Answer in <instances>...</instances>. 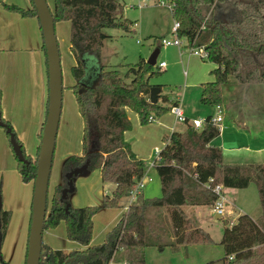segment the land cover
Masks as SVG:
<instances>
[{
    "label": "trees",
    "instance_id": "trees-1",
    "mask_svg": "<svg viewBox=\"0 0 264 264\" xmlns=\"http://www.w3.org/2000/svg\"><path fill=\"white\" fill-rule=\"evenodd\" d=\"M167 2L173 19L179 22L177 36L184 38L189 46H203L207 52L205 59L215 64L211 70L214 79L202 83V104L220 105L221 89L231 80L264 84V0ZM7 7L24 16L37 17L33 3L28 10L14 5ZM51 13L54 23L70 22L69 48L75 59L71 66L75 83L71 88L83 121V135L82 152L64 158L60 181L54 185L51 196H47L44 229L55 228L64 221L67 238L81 247L69 251L54 249L42 241L39 264H145L146 247L162 250L168 246L178 251L189 245L212 244L210 234L183 207L212 206L217 199L215 184L223 188H245L254 182L264 208V163H224L222 149L211 144L220 128L210 121V115L200 128L185 121L184 130L165 136V144L154 159L161 196L138 198L107 231L104 241L92 244L91 216L97 208L70 205L74 178L98 169L103 183L115 185L110 195L104 194L103 206H119L146 168L124 138L131 129L127 109L136 111L140 123L147 124L150 116L160 117L177 102L164 99L163 103L169 105L166 106L149 101V78L156 73V63L149 65L141 59L129 65L122 75L118 68H107L100 62V48L110 37L104 29L130 31L134 24L123 16V6L118 0H55ZM85 54L98 61L96 68L90 65L94 69L91 80L86 79ZM1 100L0 89V128L10 140L22 180L34 182L40 142L36 156L26 153L12 123L3 117ZM42 129L43 125L40 138ZM14 144L20 147V155L14 152ZM64 188L71 191L62 198ZM163 210L166 216L162 215ZM9 220L10 212L2 209V239ZM229 224L219 240L223 249L221 264H264L263 227L248 214H240ZM0 264H7L1 254Z\"/></svg>",
    "mask_w": 264,
    "mask_h": 264
},
{
    "label": "rangeland",
    "instance_id": "rangeland-1",
    "mask_svg": "<svg viewBox=\"0 0 264 264\" xmlns=\"http://www.w3.org/2000/svg\"><path fill=\"white\" fill-rule=\"evenodd\" d=\"M14 1L21 6H28L30 3V0ZM14 1L7 0L6 3ZM118 1L123 6V16L135 25L133 24L130 31L117 28L104 29L110 37L103 41L100 48V62L107 68H118L124 75L129 65H134L141 59L146 60L153 49L159 47L160 50L156 57V73L149 78L151 86L161 88L159 95L161 99L158 103L163 104L164 99L178 100L181 109L191 112V118L199 119L205 114H215L214 106L203 105L200 102L202 83L214 79L211 70L215 64L205 57L201 58L192 54V48L186 40L173 34L174 19L167 0ZM54 2L55 0H46L51 11H53ZM54 30L60 54L62 106L49 177V197L54 185L60 181L64 158L82 152L83 135V121L71 88L75 83L71 73V66L75 59L69 48L70 22L68 20L55 21ZM163 38H178L181 44L178 47L162 45L161 39ZM89 55L85 54L84 59L85 57L91 58ZM160 61H164L166 65L158 67ZM90 65L91 63L88 62L87 67L90 68ZM245 85L247 84H243L241 92L234 95L230 107L231 112L235 117L240 110L242 118L249 119L250 124L256 125L258 118L264 117V85ZM224 88L225 86L221 89L220 106L223 103L222 90ZM163 105L169 106L166 103ZM231 112L221 113L225 119L218 124L219 127L233 125L232 118L229 116ZM126 113L131 129L125 132L124 138L130 143L133 152L145 162L144 174L151 178L144 184L139 195L144 198L159 197L162 193L161 184L153 160L156 158V153L163 148L165 136L172 131L184 130L185 123L176 120L170 110L147 124L140 123L136 111L127 109ZM74 185L75 190L69 194V203L74 208L84 206L97 208L91 216V243L100 244L104 241L107 231L125 213L123 207L128 204L127 198H122L119 206H103L104 194L110 195L115 185L111 182L103 183L98 169L79 174L74 178ZM0 190L2 209L10 212V220L1 241V258L7 264H25L33 182L22 180L10 140L2 128H0ZM223 197L232 203L230 202L227 206L225 202V211L221 217L215 218L212 206L211 209L206 206L205 213L197 219L199 225L209 232L214 243L191 245L188 256L182 253L177 254V251H173L168 246L162 250L151 246L146 247L144 249L145 264H203L204 262H207L205 264L208 262L209 264H221L219 259L223 256V249L219 240L223 229L229 226V223L240 214H248L264 228V208L260 204L256 183L251 182L245 188H224ZM188 207L191 205H184L185 210H189ZM162 215L166 216L164 210ZM51 230L48 233L44 231L43 240L50 242L52 248L69 251L81 247L77 242L67 238L64 221ZM200 248L204 249L203 254L199 252ZM192 252L195 253L191 254Z\"/></svg>",
    "mask_w": 264,
    "mask_h": 264
},
{
    "label": "crops",
    "instance_id": "crops-1",
    "mask_svg": "<svg viewBox=\"0 0 264 264\" xmlns=\"http://www.w3.org/2000/svg\"><path fill=\"white\" fill-rule=\"evenodd\" d=\"M6 2L7 0H0L1 109L3 117L12 123L26 153L31 156H36L37 147L40 142L41 128L46 117L48 101V73L43 35L36 16H24L18 11L7 7L14 5L28 10L32 8L31 0L28 6H21L15 1L11 3ZM85 58L87 59V63H91L92 66L96 68V62L98 63V61H96L95 58ZM93 72L94 69L92 67L91 69L88 67L86 68L87 80H91V77L94 76ZM254 85L260 86L264 84ZM224 86L225 88L222 90L223 103L222 106H220L221 113L223 111L230 113L232 111L230 107L233 103V97L235 94L241 92L243 84L232 80V82ZM245 86H248V84ZM170 101L177 102V105L181 107L178 100ZM182 112L189 122L193 119H198L191 118V112L186 109H182ZM210 115L212 116L214 114H205V116L201 118ZM229 116L232 118L233 125L228 124L227 126L219 127V135L211 141V144L222 149L223 162L227 164L264 163V117H259L258 123L254 125L249 123V119L241 117L240 110L235 117L233 113L231 115L229 114ZM239 118H241V120ZM224 119L225 118L222 117L219 124H221ZM140 197L142 196L139 195L138 198ZM230 202L231 201L226 199L227 206ZM205 207V205H191V207H188L189 210L184 209V211L189 217L194 218L199 225L197 219L205 213ZM209 207L211 209V206ZM127 208L128 204L123 207L125 212ZM215 218H219V216L215 214ZM44 231L48 233L52 230L44 229L43 233ZM43 233L42 241L44 242ZM49 241L52 240L49 239ZM44 243L49 246L51 244L47 241ZM190 247L191 245L186 248L180 247L177 254L182 253L186 256ZM199 252L203 254L204 249L200 248ZM193 253L195 252L191 254ZM180 257L179 259L181 261ZM205 263L207 262L203 264Z\"/></svg>",
    "mask_w": 264,
    "mask_h": 264
},
{
    "label": "water",
    "instance_id": "water-1",
    "mask_svg": "<svg viewBox=\"0 0 264 264\" xmlns=\"http://www.w3.org/2000/svg\"><path fill=\"white\" fill-rule=\"evenodd\" d=\"M31 1L35 7L37 19L42 30L48 73V104L40 138L36 174L33 182L31 219L25 261V264H39L42 233L44 230V219L47 206L49 177L62 106V74L58 43L54 30L55 23L51 10L47 5L46 0ZM158 53L159 48H154L149 57L146 59V62L149 65H155ZM160 91L161 88L159 86L150 87L149 101L151 103H156L158 101ZM13 150L17 155L21 154V149L16 144L13 145ZM92 150L96 151L97 149L93 148ZM70 191V188H64L62 190L61 197L64 198ZM1 210L2 198L0 194V211ZM1 241L2 234L0 222V247Z\"/></svg>",
    "mask_w": 264,
    "mask_h": 264
},
{
    "label": "built area",
    "instance_id": "built-area-1",
    "mask_svg": "<svg viewBox=\"0 0 264 264\" xmlns=\"http://www.w3.org/2000/svg\"><path fill=\"white\" fill-rule=\"evenodd\" d=\"M167 4L170 7L171 10V5L167 2ZM179 27V22L174 20V24L172 26V30H173V34H176L177 29ZM177 35V34H176ZM161 43L162 45H174V46H180L181 41L177 38L175 39H166L163 38L161 39ZM192 50V54L198 55L201 58L207 57V52L204 50L203 46H191ZM159 67H163L165 66V62L161 61L158 63ZM216 112L214 115L211 116L210 121L212 123H216L219 124V122L222 119V115H221V107L220 105H216L215 106ZM170 111L173 113V115L175 116L176 120L181 121V122H185L187 121V118L185 117L184 113L182 112V109L180 108L179 105H172L170 107ZM150 121H153L154 118L153 117H149ZM205 118H199V119H193L190 123L195 127V128H200L204 122ZM158 156V152L156 153V158ZM153 165H154V161H153ZM151 178L150 177H146L145 174L139 178L137 181H135V183L132 185L131 189L129 190V194H128V207L130 204H132L133 202H135L139 196V194L142 191V188L144 186V184L148 181H150ZM211 180V179H210ZM223 187L220 184H215L213 186V190L214 192L217 194V199L215 200L214 204L212 205V211L218 215L219 217H221L224 214L225 211V202L226 199L223 197ZM128 209V208H127ZM230 259L232 258V256L229 257ZM109 264H112L111 262ZM121 264H125L124 262Z\"/></svg>",
    "mask_w": 264,
    "mask_h": 264
}]
</instances>
